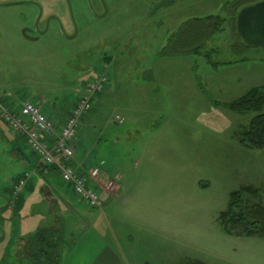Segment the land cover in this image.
<instances>
[{"label": "rangeland", "instance_id": "obj_1", "mask_svg": "<svg viewBox=\"0 0 264 264\" xmlns=\"http://www.w3.org/2000/svg\"><path fill=\"white\" fill-rule=\"evenodd\" d=\"M235 1L0 0V264L26 263L28 237L53 224L41 213L51 205L45 187L63 190L37 172L39 159L4 122L1 104L30 100L57 117L97 72L109 83L80 120L75 153L88 156L90 169L104 161L121 191L102 211L69 191L75 220L88 216L68 229L77 239L91 232L85 241L109 236L106 225L131 232L138 264H264V237L232 235L221 218L231 192L264 189V148L237 136L264 107L225 106L264 86V47L242 45ZM217 14L223 30L200 54H162L185 22ZM105 57L113 62L102 68ZM110 182L100 190H115ZM55 229L64 233L63 222Z\"/></svg>", "mask_w": 264, "mask_h": 264}, {"label": "trees", "instance_id": "obj_2", "mask_svg": "<svg viewBox=\"0 0 264 264\" xmlns=\"http://www.w3.org/2000/svg\"><path fill=\"white\" fill-rule=\"evenodd\" d=\"M250 1L252 0H238L231 3L230 12L236 22L239 11L243 7L250 5ZM225 21L226 18L222 17L220 14L190 19L182 25L180 32L174 36V39L169 41V45L165 47L162 54L166 56L200 54L204 45L210 42L216 34L223 30L222 24H224ZM239 38L240 41H242V45L247 46L240 36ZM12 106L15 107L13 104ZM20 106L21 105L16 106L18 109L15 108V110L10 111L17 112ZM225 106L229 110L237 113L261 110L264 107V86L251 89L241 98L225 104ZM44 112L47 114L46 111ZM50 119L52 118L50 117ZM56 130L58 131L57 127ZM237 136L242 146L249 149H263L264 113L254 117L249 125L245 126L237 133ZM24 138L27 144V139L25 136ZM33 153L39 159L37 168H39L40 171L55 169L57 174H59L55 167L43 166L39 156L35 152ZM221 218L228 232L232 235H259L264 237V189L247 185L243 186L240 190L231 192L229 208L221 214ZM63 235L62 232L58 237L56 236L54 224L40 228L33 236L28 237L23 254L21 252L22 249H20L21 251L19 250L22 256L29 258L25 264H61L65 247Z\"/></svg>", "mask_w": 264, "mask_h": 264}, {"label": "built area", "instance_id": "obj_3", "mask_svg": "<svg viewBox=\"0 0 264 264\" xmlns=\"http://www.w3.org/2000/svg\"><path fill=\"white\" fill-rule=\"evenodd\" d=\"M108 83L109 77L103 72L91 76L71 110L70 117L58 131L54 121L36 102H25L17 112L3 109L5 123L15 133L26 137L28 147L39 156L43 166L55 167L61 182L70 186L81 201L97 209L104 205L98 180L102 174L101 166L105 162L102 161L99 166L81 172L72 163L75 155L73 142L79 135L82 116L92 109L95 96L103 93ZM124 120L121 114L115 117L119 124H123ZM24 183L22 181L21 185Z\"/></svg>", "mask_w": 264, "mask_h": 264}, {"label": "crops", "instance_id": "obj_4", "mask_svg": "<svg viewBox=\"0 0 264 264\" xmlns=\"http://www.w3.org/2000/svg\"><path fill=\"white\" fill-rule=\"evenodd\" d=\"M183 56V55H181ZM102 68H105L108 66V64H112L113 59L109 57H105L103 60ZM102 95V94H101ZM100 94L97 95L96 97H100ZM79 100V96L74 99V101L70 104L68 108L67 113H58L57 117H52V115H49L55 122V125L57 129L59 130L62 127V124L64 123L65 120L70 116L71 110L75 107L76 103ZM28 101V100H27ZM25 101L21 102L20 105H22ZM11 105V106H10ZM14 106H19L13 104ZM41 106V105H40ZM11 103L4 101L1 104V108L3 109H8V110H15L17 107H13ZM18 109V108H17ZM48 112V111H47ZM85 115V114H84ZM83 117V116H82ZM80 136L76 138V140L73 142V145L75 147V152L77 150V144L76 141L79 140ZM81 158V156L77 155L75 153L74 158L72 159V163L79 168L81 172L87 171L90 169V165H88V158ZM43 170L40 171L39 168H37V172L39 174H45L43 175V178L46 179V173L47 178L50 176L51 178H57L58 182L56 186L58 185L60 188L63 190L59 191L56 190L54 191L53 187H45L46 190V196L49 199V203H51L50 208L48 210L43 209V216H54L51 218V222H53L52 225H54L56 222H63L64 224V239H65V247H64V253H63V259L61 264H138L142 260V250L139 247V245H136L135 242V236L129 232L126 235H120L118 234L117 230L112 227V225H106L105 226V233L106 230L109 233V236L105 233L103 235H99L98 233L94 234L90 239H94L93 242L87 244V241H85L88 236L92 233L87 232L86 234L84 233L81 235L79 239L76 238V230L71 226L68 229V224L74 223L78 217L75 215L76 214V207L75 205L71 202L70 199H68L69 191H73V189L70 186H67L64 184H61L60 176L57 174L55 169L52 170ZM29 174V173H28ZM116 179L120 178V175H117L116 173ZM49 179V178H48ZM107 181H111L110 183L114 184V189L112 191H108L107 188H104L102 191V195L104 198V206L106 205L107 200L110 201L112 198H118L119 197V192L121 191L120 185L114 181L113 178L109 177L106 173V171H103L98 182L102 186V183H105ZM114 181V183L112 182ZM29 184L27 182V185L31 187V178L28 180ZM60 181V182H59ZM105 181V182H104ZM28 186V187H29ZM57 186L58 189H60ZM48 189V190H47ZM52 189V190H50ZM74 192V191H73ZM68 197V198H67ZM79 201V200H78ZM104 206L100 209L101 211L104 209ZM89 207V206H88ZM90 208V207H89ZM92 209V208H91ZM76 216V217H75ZM80 218L83 217V220H87V216H82L81 214L78 215ZM50 220V219H49ZM83 220H78L76 222H79L82 224L84 223ZM46 221V219L44 220ZM75 222V223H76ZM51 226V225H50ZM107 227V229H106ZM125 237L129 238V242L125 240ZM25 238V237H24ZM129 243V245H128ZM132 244V245H131ZM124 245V246H123ZM134 246V247H133ZM88 257H86V254H88ZM148 259H144L143 263L148 264L149 262L147 261Z\"/></svg>", "mask_w": 264, "mask_h": 264}, {"label": "water", "instance_id": "obj_5", "mask_svg": "<svg viewBox=\"0 0 264 264\" xmlns=\"http://www.w3.org/2000/svg\"><path fill=\"white\" fill-rule=\"evenodd\" d=\"M237 32L247 46L264 47V0L239 11Z\"/></svg>", "mask_w": 264, "mask_h": 264}, {"label": "flooded vegetation", "instance_id": "obj_6", "mask_svg": "<svg viewBox=\"0 0 264 264\" xmlns=\"http://www.w3.org/2000/svg\"><path fill=\"white\" fill-rule=\"evenodd\" d=\"M9 204H11V203H9ZM13 205H14V201L12 202V207H13Z\"/></svg>", "mask_w": 264, "mask_h": 264}]
</instances>
